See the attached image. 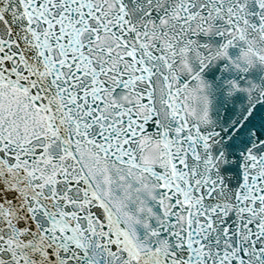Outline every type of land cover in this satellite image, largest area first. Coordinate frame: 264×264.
<instances>
[{"label":"snow or ice","instance_id":"obj_1","mask_svg":"<svg viewBox=\"0 0 264 264\" xmlns=\"http://www.w3.org/2000/svg\"><path fill=\"white\" fill-rule=\"evenodd\" d=\"M0 264H264V0H0Z\"/></svg>","mask_w":264,"mask_h":264}]
</instances>
